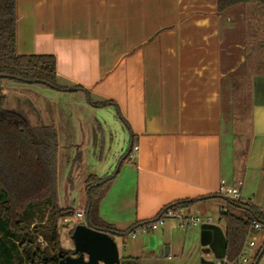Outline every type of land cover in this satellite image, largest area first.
<instances>
[{"label": "crops", "instance_id": "1", "mask_svg": "<svg viewBox=\"0 0 264 264\" xmlns=\"http://www.w3.org/2000/svg\"><path fill=\"white\" fill-rule=\"evenodd\" d=\"M241 6L220 15L217 0H17L18 54L54 55L58 83L70 88L30 87L53 98L39 126L56 130L58 155L62 134L94 136L104 147V137L119 135L124 155L138 147L98 203L100 218L117 230L191 199L185 213L212 217L207 225L226 236L210 215L225 199L210 197L219 195L222 179L241 180L242 200L264 212V64H224L236 53L235 42L227 51L225 40L237 30L228 22ZM251 40L249 51L257 49ZM194 228L169 219L127 241L133 244L124 257L157 264L173 253L174 264H196L203 249Z\"/></svg>", "mask_w": 264, "mask_h": 264}, {"label": "trees", "instance_id": "2", "mask_svg": "<svg viewBox=\"0 0 264 264\" xmlns=\"http://www.w3.org/2000/svg\"><path fill=\"white\" fill-rule=\"evenodd\" d=\"M252 2L264 6V0H217L218 13L222 15L235 6ZM17 17V0H0V264H59L61 258L69 255L64 251L58 253V249H61L59 221L75 215V211L62 208L58 203L57 133L52 126L33 127L19 114L7 109L2 82L10 79L62 91L70 88L58 83L54 55L18 54ZM73 89L86 90L80 86ZM128 154L121 158L111 175L104 178L90 175L85 183V223L114 237H123L150 221L120 231L98 214V203L105 187L116 176ZM224 198L227 201L226 209L220 210L219 220L225 225L226 257L234 262L241 256L254 232L252 223L257 221L264 230V212L249 202ZM191 203V199H186L168 206L185 208ZM47 207L51 211L48 223L32 227L35 218L42 221ZM76 225L72 227L70 235ZM37 234L54 247V255L48 253V248L34 247ZM263 255L264 245L258 249L252 264H259ZM121 264H140V259L123 257Z\"/></svg>", "mask_w": 264, "mask_h": 264}, {"label": "rangeland", "instance_id": "3", "mask_svg": "<svg viewBox=\"0 0 264 264\" xmlns=\"http://www.w3.org/2000/svg\"><path fill=\"white\" fill-rule=\"evenodd\" d=\"M227 17V16H225ZM232 21L228 22V25L237 28L232 33L234 35L225 40L226 50L235 42L236 53L233 55L224 56V64L227 67L230 61H235L241 69H247L256 67L258 64L263 66L264 64V6L257 2L245 4L240 8L235 9L231 16ZM251 37L254 42H257V49L252 48L250 51L245 47L246 38ZM226 51V52H227ZM240 70V71H242ZM23 85V86H21ZM31 85L21 82H17L10 79H4L2 86L6 93V108L13 110L20 114V116L31 126L38 127L42 122H47V118L53 110V98L45 92L32 90ZM244 110V108H243ZM105 136V135H104ZM61 147H59L58 163H57V193L58 203L62 208H71L75 211V215L59 221V233L61 241V249H58V253L64 251L72 254L74 252V242L71 238L70 231L75 224H84V218H78L76 212L79 209L86 210V194H85V180L90 175L99 174L100 177L110 175L116 171L118 158L126 153L128 147H122V143L118 140L120 136L113 135L112 137L106 136L103 139L107 140V144L104 147L100 140L98 144H93L94 136L75 137L62 134ZM85 138L86 142L81 145H73L72 141ZM100 138V137H99ZM112 142H111V141ZM124 149V150H123ZM123 150V151H122ZM221 199V198H220ZM219 203L226 204L225 199H221L219 202L213 203L212 211L210 215L214 217L216 221L220 218ZM51 216L50 208L44 209V218L34 219L32 227L41 223H48ZM206 218V217H205ZM177 221V220H176ZM223 226V222H221ZM196 229V240L201 241V227L194 226ZM32 230V228H31ZM264 232V230H261ZM149 235V233H147ZM152 234V233H150ZM142 234H138L141 237ZM118 245L120 258L128 255L129 248H131L133 242H124L121 238L115 237ZM249 240V239H248ZM131 241V239H129ZM199 244V243H198ZM48 248V253L54 255L56 250L54 247L45 240V238L39 234L35 236L34 247ZM260 245L250 249V262H254L255 256L258 252ZM201 249L204 247L201 246ZM166 251V247L163 250ZM162 252V251H161ZM171 260H163L157 262V264H174L176 263V257L172 253ZM166 259V258H165ZM205 260L208 263L204 264H217L214 260V256L201 252V256L196 259V264ZM53 264V263H50ZM183 264H191L189 261ZM261 264H264V256Z\"/></svg>", "mask_w": 264, "mask_h": 264}, {"label": "water", "instance_id": "4", "mask_svg": "<svg viewBox=\"0 0 264 264\" xmlns=\"http://www.w3.org/2000/svg\"><path fill=\"white\" fill-rule=\"evenodd\" d=\"M201 245L206 254L213 253L216 259L226 256L227 240L216 225L201 226ZM71 238L74 252L61 258L59 264H121L115 237L107 232L91 228L86 223L77 224Z\"/></svg>", "mask_w": 264, "mask_h": 264}, {"label": "built area", "instance_id": "5", "mask_svg": "<svg viewBox=\"0 0 264 264\" xmlns=\"http://www.w3.org/2000/svg\"><path fill=\"white\" fill-rule=\"evenodd\" d=\"M137 151H138L137 146L132 147V150L129 153L128 157L129 158L135 157ZM241 185H242L241 180L237 181L234 184H231L226 179H222L220 182L218 194L223 197H228L230 199L242 200L241 189H240ZM76 216L78 218H85V212L78 210L76 212ZM169 219H175L181 224L191 225V226H201L205 223L207 224L212 221V217L205 218L204 216L201 215L186 214L184 208L181 207L177 208V207L165 206L148 223L141 224L140 226L128 232L126 235H124L121 238L124 242H127L129 241V239H133L137 237L138 234H144L148 231L157 230L159 227L164 225L165 222ZM252 226L254 228V232L250 235L249 240L247 241V244L245 245L239 259L234 262H231L225 256L222 259H216L215 261L217 264H248L250 262V255H249L250 249L255 248L258 245H260V247L264 245V232L261 231L263 230L261 228V224L258 223L257 221H254L252 223Z\"/></svg>", "mask_w": 264, "mask_h": 264}]
</instances>
